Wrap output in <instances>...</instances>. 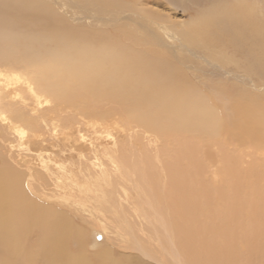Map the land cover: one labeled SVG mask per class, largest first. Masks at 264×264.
<instances>
[{"label":"bare ground","instance_id":"bare-ground-1","mask_svg":"<svg viewBox=\"0 0 264 264\" xmlns=\"http://www.w3.org/2000/svg\"><path fill=\"white\" fill-rule=\"evenodd\" d=\"M240 1L244 7L239 3L238 8L230 6L233 10L210 11L209 29L203 30L217 34L223 47L224 41H250V58L243 67L254 71L258 66L264 72V30L253 24L264 19ZM143 3L74 0L71 5L75 16L81 15L76 20L104 19L102 27L125 18L140 25L139 32L153 26L170 34L160 24L163 17ZM149 18L158 24L152 25ZM95 26L75 25L39 0H0V117L8 130L20 136L26 129L39 138L42 122H50L54 130L60 126V105L75 109L79 120L92 123L94 135L103 133L107 140L129 130L128 142L115 140L103 154H93L92 167L86 164L90 176L83 191L93 190L103 207L98 212L112 213L104 230L118 231L127 249L153 264H264V94L236 86L230 90L233 97L221 86L209 93L165 55H145L138 45L148 44V39L128 23L120 27L121 36ZM191 28L181 29L184 47L201 45L200 34L194 25ZM170 35L175 40L176 35ZM175 55V60H183ZM223 58L222 63L231 64V58ZM24 87L54 106L42 112L45 104L40 100L35 113L24 116L14 107ZM143 135L144 141L139 140ZM230 142L233 149L225 147ZM246 157L252 160L244 166ZM3 160L0 264H131V258L135 264H149L139 255L117 260L107 249L90 258L87 235L65 210L81 202L67 193L68 185H60L69 176L56 175L61 193L50 195L43 175ZM121 194L127 196L125 201Z\"/></svg>","mask_w":264,"mask_h":264},{"label":"rangeland","instance_id":"rangeland-1","mask_svg":"<svg viewBox=\"0 0 264 264\" xmlns=\"http://www.w3.org/2000/svg\"><path fill=\"white\" fill-rule=\"evenodd\" d=\"M39 1L44 4H47L59 16L69 20V22L75 25H82V26L90 27V28H94V26L96 25L97 26V28L95 26L96 29L103 30V31L106 30L108 33L112 32L110 34L114 36L116 35L121 36L122 32L120 31L121 30L120 27H123L126 23H128L129 25H131L130 27L135 30L137 35L142 34L144 35V37L148 39V44L144 45L145 43H139L138 45L143 48V50L145 51V55H149V54H159V55L161 54L163 56L165 55L164 57L168 58L173 63L175 62L177 67L179 66V68H185L188 74L190 75L191 80L195 82L199 87L203 89H207V92L209 93L210 91L216 90V86H221L225 94L233 97L234 96L232 94L233 92L231 93L230 90L233 88V86H236L242 90L245 89L246 91L255 93L257 95L264 94V72H260V69L258 66L255 67L254 71L245 69L243 67L245 62L250 58V56L248 55V51H250V46H251L250 41L243 40L241 44H238L237 43L238 41L236 43L224 41L223 42L224 47H225L224 48L220 40L219 41L216 40L218 37L217 34L213 36L211 31L209 32V34H206V31L203 30V28H206V27H208L209 29V22L212 20V16H210V11L217 13V12H220L221 11L220 8H223V7H228L231 10H233V6L232 7L230 6L234 5L236 8H238L237 5L239 3L241 5L240 0H144L143 4H144L145 9L150 10L151 12H155L159 16L161 15L163 17L160 21V24L167 26L168 28L166 29L168 31L170 29L169 31L170 34L176 35L175 40L173 38L174 35H170L169 33H168L169 35L164 34L162 30H160L159 28L153 27V26H151L150 31L149 30L146 31L145 29H143L144 31L141 30L139 32L138 29H140V25H138L137 27L136 24L125 20V18H122L123 21L122 20L121 21L115 20L113 22L107 21V24H105V26L104 25L102 26L103 28L100 25H102L101 23L105 22L104 19L103 20L94 19L95 22L93 21V19H89V18L83 19V20L82 19L76 20L81 15L75 16V6H73L74 0H39ZM127 1L131 2L133 0H127ZM147 1L148 2L150 1L151 3L148 4L146 3ZM154 1H156L157 4ZM166 1H169V2L167 3ZM242 1L246 5V7L255 11L257 14H259V16H261L262 19H264V0H242ZM241 7H244V5H241ZM236 12L238 13L237 9H236ZM129 14L130 13L128 12L127 15ZM120 16L124 17L126 16V14L120 15ZM242 18H245V17H242ZM149 20L151 24L152 23L158 24L159 22L156 20L155 22H153L154 20L150 18ZM124 21H127V22H124ZM242 22H246L248 24L251 23V21L246 20V19H244ZM132 24L134 25L132 26ZM139 24H141V21ZM253 24H255L256 27H258L257 28L258 30H264V23H261L259 25L258 19L257 21H254ZM192 25L195 26L197 33L200 34L199 38L201 40L199 41L201 42H199L198 44H201V45H198V46L196 45V47L195 45L194 46L189 45V47L188 46L184 47V44L182 42L183 34L181 31L184 30V27L185 28L189 27L190 29H192L191 28ZM111 26H113L114 28ZM198 28H201V31H199ZM146 35L149 37H147ZM151 36H152V40H151ZM170 36H172V38ZM226 37L228 38V36ZM214 46H220V48L218 47L215 48ZM259 46H260V43L257 42L256 51L258 54H259ZM155 50L157 52H155ZM173 51H174V54H171L173 53ZM176 53H177V56L179 55V58L181 57L180 59H183V60H180V62L175 60L174 55ZM166 54L168 57L166 56ZM222 57H224L223 62H226L225 59L229 60V58H231L230 59L231 64L228 65L226 63H222L219 59ZM2 71L3 73L4 72L7 73L5 70H2ZM17 76L20 77L21 75H17ZM24 79L25 78H21L20 81H23ZM25 90L27 92H25ZM29 90L30 89L28 87H24V89L20 91L22 100L18 98L16 99L17 103L14 104V105L18 104V106L16 105L17 107L16 106L14 107L22 111L24 116L26 117L32 116V114L35 113L34 111H35V108H37V101L38 103H40L41 102L40 100H42V103L44 102V104L46 105V107L45 105H42L41 107L39 106L42 112L45 110V108L54 106V104L47 102L45 98H41L39 100L40 97L38 98L35 95V92L31 93ZM33 97L35 99H33ZM6 104H7V101H6ZM57 106L59 105L57 104ZM227 106H229V104ZM60 108H63V105H60V107L57 109L58 110L57 113L60 114L58 119H60L61 121L63 120L64 121L63 122L60 121V126H58L55 129L57 131L54 130V126L50 125V122L49 123L42 122L41 129L39 133L37 134L39 135V138L36 137V139L32 137V134H28L26 129H25L26 134L20 133V136L18 135L19 132L8 130L6 126L7 123L2 119L3 117L1 116L2 118L0 117V164L2 160L5 158L3 161L8 162L9 164H12V165L13 164L17 165L19 162V164L22 165V170L25 169V172L27 173H36V174L38 173V174L43 175L42 181L45 184H47V187L45 189L46 194L49 193L50 195L61 193L60 188L56 187L57 185L55 183L56 175L65 173L67 174V176H69L68 180L67 178H64L66 180L61 179V181H64V182L63 184H60V185L64 186V183L68 185L69 189L66 190L67 193H70V192L71 194L74 193L73 195L76 199H78V201L81 199V202H85V203H81L80 201L79 203L76 202L75 204L72 205L73 207L71 206L69 208H65V210L70 212L71 214L70 216L72 217L74 226L76 228H80L84 230L85 234L88 236V237L86 236V241H87L88 255L90 254L89 255L90 258H93L94 256H96L97 253L104 251V249L105 250L107 249V250L112 251L111 253L112 256L117 260L120 258L132 257V255L133 256L139 255L143 262L153 264L152 262L142 257V255L138 254L137 252L127 249V244L125 243V239L122 237L123 235H121L120 233H117L118 231H116L113 228H110L108 230L103 229L107 225L108 220L110 222L112 218V213L99 211L101 213L100 214L98 210H101L103 207L100 206L99 201H97L96 197H94L95 195L93 193V190L89 193L87 192V194H85L86 192L83 191L88 188V187L86 188L87 185L85 181L90 176V174L89 176L86 174L88 173L87 171L89 169V166L87 165L89 164L90 167H92V164H94L95 153L101 152V154H103L102 151L105 148H110L111 146H113V143L115 140L121 143L128 142L129 141L128 138H130L129 136H127L130 134L129 130L125 129L126 133L115 134L113 138H110L107 140V138L105 137L106 135L103 133L101 134L97 133V135L96 134L94 135L93 130L91 129L92 123L87 122V120H84V121L79 120L78 113H76L75 109L65 108V106L63 109H60ZM75 118H77V121H74L76 120ZM76 123H79V124L76 125ZM85 123H87V125H90V126H88L87 128ZM3 128H7V129H3ZM90 129L92 130V132ZM11 131L17 134L12 133ZM145 136L146 135L140 136L139 140L144 141L143 139ZM133 138L131 139V141L136 140V137H133ZM227 145H225V147L233 149L231 142L230 144L228 143ZM10 160H12L11 161L12 163L10 162ZM19 160H22V161L20 162ZM251 160L252 159L250 157L249 158L246 157L244 166H246L247 164H250ZM14 161H16L17 164L14 163ZM22 162L27 163L26 168L28 169L25 168V165ZM217 168L218 166H215V170H218ZM85 174L87 177L84 176ZM129 191H131L130 192L131 194L132 192L134 194V191H132L131 189ZM125 196L121 194L120 199L123 198L124 200L122 201H125V198H127V196L126 197ZM88 197H90L91 199L88 200L89 199ZM69 200L73 201L74 199L71 197ZM91 200H93L94 203H92ZM86 201H88L89 203ZM73 208H75V210L77 211L81 210L80 213L79 211L75 213ZM94 208L97 212L94 210ZM86 210L90 211V213L89 212L87 213ZM98 213L100 216L98 215ZM94 217H96V219L98 218L101 219L102 217V219L106 221L103 222L101 219L102 222L100 220H96V222H94L95 221ZM96 223L97 224L99 223L98 227L93 225ZM102 229L104 231H101ZM110 233L114 235H110ZM116 237H118V239ZM118 240H121V241H118ZM130 263L135 264L136 262L134 259L131 258Z\"/></svg>","mask_w":264,"mask_h":264}]
</instances>
